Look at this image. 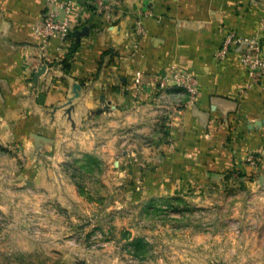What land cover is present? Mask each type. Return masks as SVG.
Instances as JSON below:
<instances>
[{
    "label": "crops",
    "instance_id": "0c3cea01",
    "mask_svg": "<svg viewBox=\"0 0 264 264\" xmlns=\"http://www.w3.org/2000/svg\"><path fill=\"white\" fill-rule=\"evenodd\" d=\"M68 1L69 13L52 4L70 25L58 51L34 31L47 0H0V148L50 158L110 126L148 125V166L171 195L238 189L242 203L255 198L264 189V72L248 75L244 45L223 61L214 55L234 33L261 41L264 61V0H59ZM180 74L192 92H158Z\"/></svg>",
    "mask_w": 264,
    "mask_h": 264
},
{
    "label": "rangeland",
    "instance_id": "374dc122",
    "mask_svg": "<svg viewBox=\"0 0 264 264\" xmlns=\"http://www.w3.org/2000/svg\"><path fill=\"white\" fill-rule=\"evenodd\" d=\"M117 127L50 158L0 148V264H264V189L171 195L148 125Z\"/></svg>",
    "mask_w": 264,
    "mask_h": 264
},
{
    "label": "built area",
    "instance_id": "2783aa9c",
    "mask_svg": "<svg viewBox=\"0 0 264 264\" xmlns=\"http://www.w3.org/2000/svg\"><path fill=\"white\" fill-rule=\"evenodd\" d=\"M53 3L65 13L70 12L71 1L60 3L59 0H47L44 18L34 31L43 43L52 41L57 50L62 51L70 34V25L66 18H60L52 8ZM137 32L139 35L143 32L140 21L137 22ZM242 45L245 47L241 53V63L246 67L248 75L254 78L264 72V61L261 58L262 45L257 39H246L234 33H227L224 35L220 48L215 52V59L223 61L234 47ZM192 85L193 81L188 75L180 74L173 78V83H169V79H161L158 83V92L167 93L171 87L192 92Z\"/></svg>",
    "mask_w": 264,
    "mask_h": 264
}]
</instances>
